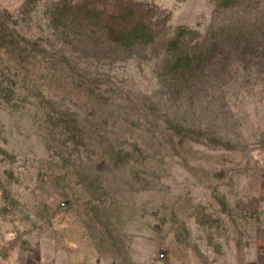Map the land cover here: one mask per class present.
I'll list each match as a JSON object with an SVG mask.
<instances>
[{
    "label": "rangeland",
    "instance_id": "rangeland-1",
    "mask_svg": "<svg viewBox=\"0 0 264 264\" xmlns=\"http://www.w3.org/2000/svg\"><path fill=\"white\" fill-rule=\"evenodd\" d=\"M67 1L0 0V264L264 257V0H140L161 39L125 61L60 49ZM181 27L210 71L159 64Z\"/></svg>",
    "mask_w": 264,
    "mask_h": 264
},
{
    "label": "trees",
    "instance_id": "trees-1",
    "mask_svg": "<svg viewBox=\"0 0 264 264\" xmlns=\"http://www.w3.org/2000/svg\"><path fill=\"white\" fill-rule=\"evenodd\" d=\"M93 0H71L61 4L56 14V34L61 48L66 46L90 58L129 60L147 52L161 39L158 27L151 25L154 14L140 0H108L96 5ZM168 19V17H167ZM0 28V41L17 55L27 48L9 39ZM192 28L181 27L165 39L159 64L172 78H184L210 71L212 56L199 47L202 41ZM192 34V35H191ZM211 66V67H210Z\"/></svg>",
    "mask_w": 264,
    "mask_h": 264
},
{
    "label": "water",
    "instance_id": "water-1",
    "mask_svg": "<svg viewBox=\"0 0 264 264\" xmlns=\"http://www.w3.org/2000/svg\"><path fill=\"white\" fill-rule=\"evenodd\" d=\"M168 251H169V249L168 248H161L160 250H159V252H158V259H162V258H164L166 255H167V253H168Z\"/></svg>",
    "mask_w": 264,
    "mask_h": 264
},
{
    "label": "crops",
    "instance_id": "crops-1",
    "mask_svg": "<svg viewBox=\"0 0 264 264\" xmlns=\"http://www.w3.org/2000/svg\"><path fill=\"white\" fill-rule=\"evenodd\" d=\"M247 264H264V257L256 259L255 261L247 263Z\"/></svg>",
    "mask_w": 264,
    "mask_h": 264
}]
</instances>
